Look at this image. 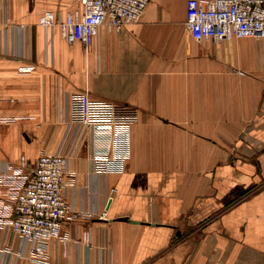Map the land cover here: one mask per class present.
I'll return each instance as SVG.
<instances>
[{"label":"crops","instance_id":"1","mask_svg":"<svg viewBox=\"0 0 264 264\" xmlns=\"http://www.w3.org/2000/svg\"><path fill=\"white\" fill-rule=\"evenodd\" d=\"M187 1L152 0L86 46L40 22L78 0H0V171L68 136L77 172L53 264H264V36L197 41ZM80 92L136 109L123 173L93 172L91 134L71 143ZM6 246L27 247L10 228L0 264H32Z\"/></svg>","mask_w":264,"mask_h":264},{"label":"built area","instance_id":"2","mask_svg":"<svg viewBox=\"0 0 264 264\" xmlns=\"http://www.w3.org/2000/svg\"><path fill=\"white\" fill-rule=\"evenodd\" d=\"M78 1L81 7L65 17L57 18L48 12L40 22L46 27L59 25L69 43L80 41L87 46L102 26L119 33L126 26L141 22L152 0ZM186 25L197 41L261 38L264 0H188ZM68 99L71 143L80 145L91 134L93 172L123 173L131 156V124L136 120V109L93 99L88 92ZM68 139L64 138V148L57 152L44 146L34 164L23 157L18 166L7 164L0 171V230L10 228L20 243H27L25 250L3 248L16 261L53 264L54 242L70 241L65 224L77 214L68 189L76 185L77 172L70 166L72 151L66 147ZM83 238L90 242V232L86 231Z\"/></svg>","mask_w":264,"mask_h":264}]
</instances>
